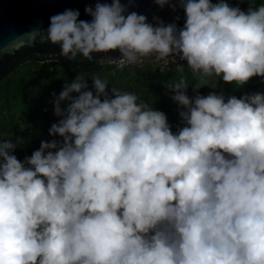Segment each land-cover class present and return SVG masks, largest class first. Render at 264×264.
<instances>
[{
	"label": "clouds",
	"instance_id": "9594fccd",
	"mask_svg": "<svg viewBox=\"0 0 264 264\" xmlns=\"http://www.w3.org/2000/svg\"><path fill=\"white\" fill-rule=\"evenodd\" d=\"M155 3L183 9V26L112 0L86 6L90 21L65 9L39 31L63 57H151L199 82L192 97L183 77L164 84L180 107L173 132L134 93L99 76L93 92L78 74L54 100L59 139L23 162L18 141H0V264H264V93L198 92L213 76L264 78V3Z\"/></svg>",
	"mask_w": 264,
	"mask_h": 264
},
{
	"label": "trees",
	"instance_id": "16d2710c",
	"mask_svg": "<svg viewBox=\"0 0 264 264\" xmlns=\"http://www.w3.org/2000/svg\"><path fill=\"white\" fill-rule=\"evenodd\" d=\"M217 0H213V3ZM230 5H239L243 10L249 6L257 7L264 0H226ZM184 23V11L177 21L178 27ZM80 74L88 80L89 89L95 91L92 77L99 76L108 82L109 90L114 87L121 92L137 95L138 102L164 112L172 131L181 125L180 107L171 99L164 84L183 77L189 84L187 94H196L194 84L198 76L185 64L183 72H177L176 66H167L164 70H155L150 65L134 67L123 71L114 65H101L97 61L67 62L62 56L45 58L32 56L10 78L0 84V141L11 140L17 143L14 154L23 162L34 150L40 148L41 141L59 139L49 135V128L59 117L54 114V100L63 90L66 82H71ZM201 95L221 92L225 97L241 98L245 94L264 93V78L253 77L243 86H236L221 80L220 77L207 78V85L198 90ZM73 95H78L73 93ZM67 102L62 104L66 106Z\"/></svg>",
	"mask_w": 264,
	"mask_h": 264
},
{
	"label": "water",
	"instance_id": "95a60500",
	"mask_svg": "<svg viewBox=\"0 0 264 264\" xmlns=\"http://www.w3.org/2000/svg\"><path fill=\"white\" fill-rule=\"evenodd\" d=\"M97 2L111 3L112 0H0V84L15 74L32 56L58 58L61 52L59 45L50 42L42 43L39 31L46 30L50 17L62 13L65 9L79 10V19L90 21L91 16L85 13L86 6L94 8ZM129 5L128 11H135L147 17L149 23L155 26L154 17H159L167 23L176 22V17L183 9L177 7L173 11L170 7H159L155 0H121ZM35 31V32H33ZM36 35L35 44L31 42L32 35ZM15 46V49H14ZM100 58L104 54H93ZM113 59H118V50L113 52ZM63 57V56H62ZM67 62L89 61L78 55L75 60L63 57ZM101 65H110L116 60H98Z\"/></svg>",
	"mask_w": 264,
	"mask_h": 264
},
{
	"label": "built area",
	"instance_id": "2783aa9c",
	"mask_svg": "<svg viewBox=\"0 0 264 264\" xmlns=\"http://www.w3.org/2000/svg\"><path fill=\"white\" fill-rule=\"evenodd\" d=\"M177 23V21H176ZM111 65H114L116 70L118 71H123V70H126V69H131V68H134V67H139V68H143L145 67L146 65H150L151 67H153V69L155 70H164L167 66H175L173 64H165L163 61H160V62H156L153 58L151 57H146V58H143V61L142 63H137V64H126L125 66L123 67H120L118 65V61L114 62L113 64Z\"/></svg>",
	"mask_w": 264,
	"mask_h": 264
}]
</instances>
